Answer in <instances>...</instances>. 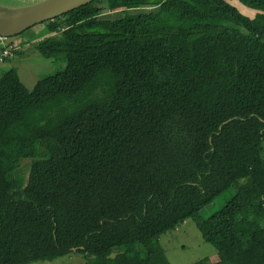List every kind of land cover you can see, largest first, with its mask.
Returning <instances> with one entry per match:
<instances>
[{
	"label": "trees",
	"instance_id": "trees-1",
	"mask_svg": "<svg viewBox=\"0 0 264 264\" xmlns=\"http://www.w3.org/2000/svg\"><path fill=\"white\" fill-rule=\"evenodd\" d=\"M38 35L66 66L0 78V264H156L190 219L219 254L195 264H264V27L227 0H95Z\"/></svg>",
	"mask_w": 264,
	"mask_h": 264
},
{
	"label": "rangeland",
	"instance_id": "rangeland-1",
	"mask_svg": "<svg viewBox=\"0 0 264 264\" xmlns=\"http://www.w3.org/2000/svg\"><path fill=\"white\" fill-rule=\"evenodd\" d=\"M227 1L236 7L243 16L264 27V12L247 7L240 0ZM99 6H102V4H99ZM155 11L157 12V10ZM123 16V10H105L101 14V18L104 19H118ZM46 24L47 21L36 24L25 32L10 37L12 44L18 48V51L14 58L0 62V78L6 71L15 68L21 82L29 90H32L40 78L55 74L65 68L64 56L58 59H45L35 48L38 41L45 38L42 37L39 40L40 35L38 34ZM235 192L236 188L234 187L219 195L211 204L200 211V219H207L222 209L231 200ZM160 246L161 252L157 255L156 264H195L204 258H210L214 261L219 258L217 249L203 239L194 219H190L177 229L162 235ZM32 264H87V262L83 255L72 253L54 260L38 261Z\"/></svg>",
	"mask_w": 264,
	"mask_h": 264
},
{
	"label": "water",
	"instance_id": "water-1",
	"mask_svg": "<svg viewBox=\"0 0 264 264\" xmlns=\"http://www.w3.org/2000/svg\"><path fill=\"white\" fill-rule=\"evenodd\" d=\"M93 1L0 0V36L14 37L36 24L53 20Z\"/></svg>",
	"mask_w": 264,
	"mask_h": 264
},
{
	"label": "built area",
	"instance_id": "built-area-1",
	"mask_svg": "<svg viewBox=\"0 0 264 264\" xmlns=\"http://www.w3.org/2000/svg\"><path fill=\"white\" fill-rule=\"evenodd\" d=\"M18 48L15 47L10 37L0 36V62L14 58Z\"/></svg>",
	"mask_w": 264,
	"mask_h": 264
},
{
	"label": "crops",
	"instance_id": "crops-1",
	"mask_svg": "<svg viewBox=\"0 0 264 264\" xmlns=\"http://www.w3.org/2000/svg\"><path fill=\"white\" fill-rule=\"evenodd\" d=\"M22 49V48H21Z\"/></svg>",
	"mask_w": 264,
	"mask_h": 264
}]
</instances>
